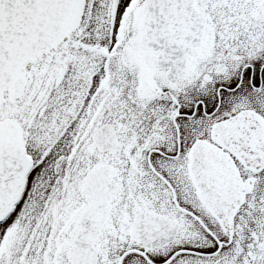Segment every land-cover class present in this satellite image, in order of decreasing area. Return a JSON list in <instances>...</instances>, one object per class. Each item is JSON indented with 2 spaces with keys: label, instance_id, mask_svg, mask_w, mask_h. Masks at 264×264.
Returning <instances> with one entry per match:
<instances>
[{
  "label": "snow or ice",
  "instance_id": "snow-or-ice-1",
  "mask_svg": "<svg viewBox=\"0 0 264 264\" xmlns=\"http://www.w3.org/2000/svg\"><path fill=\"white\" fill-rule=\"evenodd\" d=\"M0 264H264V0H0Z\"/></svg>",
  "mask_w": 264,
  "mask_h": 264
}]
</instances>
